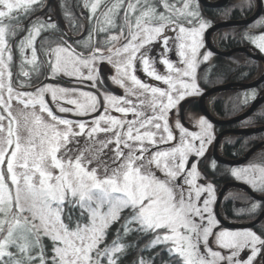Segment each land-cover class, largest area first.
<instances>
[{
  "label": "snow or ice",
  "instance_id": "snow-or-ice-1",
  "mask_svg": "<svg viewBox=\"0 0 264 264\" xmlns=\"http://www.w3.org/2000/svg\"><path fill=\"white\" fill-rule=\"evenodd\" d=\"M44 7L0 0V264H125L133 251L130 264H156L164 252L162 264H264V229L217 218L215 185L200 169L213 124L200 116L189 131L181 119L184 104L206 94L200 69L214 56L200 0H85L92 27L76 28L86 38L38 44L57 28L38 15ZM24 19L31 25L17 44ZM243 38L264 53V31ZM109 80L125 94L106 90ZM257 98L254 89L237 97L241 106ZM81 140L87 147L73 157L68 146ZM230 174L260 193L248 212L264 209V157Z\"/></svg>",
  "mask_w": 264,
  "mask_h": 264
},
{
  "label": "trees",
  "instance_id": "trees-1",
  "mask_svg": "<svg viewBox=\"0 0 264 264\" xmlns=\"http://www.w3.org/2000/svg\"><path fill=\"white\" fill-rule=\"evenodd\" d=\"M251 7L239 8L235 6L230 7V4H226L220 8L201 7L203 16L212 24L228 21V20H242L251 16L254 12L253 0H250ZM243 27L232 26L222 28L215 33V46L219 51H229L237 46H244V32ZM260 66L256 61L251 60L245 54L236 53L229 57L220 55H214L210 63L200 69L201 86L204 90H207L213 86L224 85L228 83H249L259 76ZM264 88V82L254 88L257 94ZM253 89H232L227 91L218 92L208 98L207 108L212 116L226 120L236 115L243 113L249 106H241L239 104L238 96L242 97L244 92H250ZM264 126V103L256 108V110L246 119L239 123H235L229 126L216 127L215 130L220 132L221 129H244L255 128ZM264 140V131L255 135H234L225 137L220 142V154L223 158L228 160H234L243 156L250 148ZM209 152L210 149H209ZM264 157V149L253 154L245 163L239 166L247 165L250 162L258 161ZM211 160L209 162L203 161L201 163L202 171L207 174L208 179L211 180L217 190H220L225 184L228 183H241L236 181L230 174V168L233 166L223 165L217 163V168L213 170L210 167ZM245 185V184H244ZM251 189V186L246 185ZM252 190V189H251ZM253 191V190H252ZM255 194L260 195L259 192L253 191ZM249 197L244 191L240 189L232 188L226 191L223 195L221 203L222 216L228 221H234L238 223L251 222L256 219L259 213L263 209H258L256 214H250L248 212V199ZM264 229V220H262L252 230L259 233ZM115 233V229L112 230ZM112 236L109 237V240ZM151 237L145 236L139 241L143 246L150 242ZM135 240V237L132 238ZM155 251L159 252L157 247ZM152 250L145 251L143 255L145 257L152 256ZM136 257V252L133 251L128 255L125 264H130L133 258ZM162 259L167 260L168 255L166 252L162 253V257L156 260V264H162Z\"/></svg>",
  "mask_w": 264,
  "mask_h": 264
},
{
  "label": "flooded vegetation",
  "instance_id": "flooded-vegetation-1",
  "mask_svg": "<svg viewBox=\"0 0 264 264\" xmlns=\"http://www.w3.org/2000/svg\"><path fill=\"white\" fill-rule=\"evenodd\" d=\"M217 1L218 0H215V1H212V2H217ZM84 2H85V0H44L45 7L43 8L42 11H40L38 13V15L40 17H49L50 16L52 21L56 22L57 28L56 29H50L47 32L43 33L42 37L38 38V44H39V41L41 39H44L45 37H47V39L49 41H51V42L58 41L59 38L62 35H64V33H69L73 37L83 36L84 38H86L87 37V32L83 31L82 29L76 28V25H85V26L88 27V29H91V27H92V22H89L87 20L88 12L83 8ZM226 4H230L231 8H233L235 6H238L239 8H241V6H240L241 0H227ZM226 4H224L223 6H225ZM253 4H254V7H255L253 14L251 16L245 18V19H242V20L249 19L256 13L257 8H258V1L257 0H253ZM223 6H221V7H223ZM201 7H203V6L201 5ZM212 8H220V7H212ZM66 13H67V15H66ZM242 20H228V21H222V22H230V21L231 22H237V21H242ZM222 22H218V23H222ZM22 24H23V28L17 34V38H16V43L17 44L19 43L20 38H22L26 34L28 27H30V25H31V21L24 19V20H22ZM215 24H217V23H215ZM215 24H212L211 27L213 25H215ZM232 26L243 27L242 31L244 33L245 32H249L251 35H257L261 31H264V0H261V13H260V15L258 17H256L255 20H253L252 22H250L247 25H232ZM232 26H226V27H232ZM226 27H222V28H226ZM222 28H220V29H222ZM217 30H219V29H217ZM217 30H215L213 32V34H215ZM115 31L118 32V30H115ZM243 37H244V35H243ZM65 38H67V37H65ZM214 39H215V36L212 39L213 46L212 45L211 46L213 48L217 49L216 46H215ZM69 42H71V41H69ZM236 48H239V49L245 48L252 55L257 54V55H259V56L264 58V53H260L257 49H255L251 45V43L249 41H247L245 39H244V46H237ZM236 48H233V49H236ZM206 49L209 50L207 47H206ZM229 51H231V50H229ZM221 52H223V51H221ZM226 52H228V51H226ZM236 53L245 54L251 60L258 62L259 66H260L261 63L264 65L263 62L253 59L250 55H248L246 52H243V51H238V52L232 53L230 56H232L233 54H236ZM13 54H14V59L16 61V67L14 68V71L15 72H19L20 71L19 62L21 60V53H20L18 48H15ZM28 55L30 56V51L28 52ZM214 55H216V54H214ZM224 57H229V56H224ZM210 60H211V58H210ZM25 70H29V69H25ZM137 74L142 80H146V81L150 80L151 83H158V82H155V81L151 80L150 78H147L142 71H139ZM263 74H264V71L260 70L259 76L256 78V80L260 76H262ZM34 75L35 74H33V76ZM25 79H27V78H25ZM256 80H254V81H256ZM254 81H252V82H254ZM249 83H251V82H249ZM262 83H260L258 86H260ZM257 87H255V88H257ZM105 89L108 90V91H113L114 94H118V95H121V96H123L125 94L123 88H120L119 86H116V85H111L110 80H109V84L105 85ZM249 89H254V88H249ZM83 90H89V89H88L87 86H85ZM260 93L264 94V88L258 93V95ZM128 98L132 99L134 103H137L136 95L134 93L130 94L128 96ZM199 98H200V96L197 99L196 98L195 99L192 98V99L189 100L188 103L184 104L182 113L192 112V113H195L197 117H198V115L203 116L202 113L200 112ZM208 98L209 97H207L206 100H205L206 107H207ZM263 103H264V101L261 104H263ZM143 108L145 110H147V113L150 114V109L145 108V107H143ZM129 118H132V117L130 116ZM181 119H182V123L184 124V126H186V121L184 120V116L183 115H181ZM172 123L175 124V116H173ZM213 128H214L215 135H217L219 133V131L217 132L215 130L216 126H214V125H213ZM228 129H226V130H228ZM221 130H225V129H221ZM177 134H178V131H177ZM262 149H264V148H262ZM208 156H209V159L206 160L207 162H209L211 160V158H212L211 152H208ZM200 169H201V164H200ZM232 188H234V187H229V188L226 189V191H228V190H230ZM235 189H238V188H235ZM216 190H217V188H216ZM217 191H219V190H217ZM224 193H223V195H224ZM222 199H223V196H222ZM221 203H222V200H221ZM221 203H220V211H219L220 212V216L224 220H226L222 216V213H221ZM263 211H264V209L261 212H263ZM262 220H264V217H263ZM226 221H228V220H226ZM229 222L238 223V222H234V221H229ZM246 223H249V222H246ZM259 223H257L255 226H257ZM240 224H245V223H240ZM255 226H253L252 228H249V229H253ZM232 230H235V229H232Z\"/></svg>",
  "mask_w": 264,
  "mask_h": 264
},
{
  "label": "water",
  "instance_id": "water-1",
  "mask_svg": "<svg viewBox=\"0 0 264 264\" xmlns=\"http://www.w3.org/2000/svg\"><path fill=\"white\" fill-rule=\"evenodd\" d=\"M257 1H258L257 11L251 18L246 19V20H242V21H237V22H231L230 21V22L217 23V24L213 25L212 27H210V29L207 30V32L205 33L206 47L209 50L213 51L214 54L220 55V56H230L232 53H235L238 51H243V52H246L248 55H250L253 59L259 60V61L264 63L263 57H261L257 54L252 55L245 48H242V49L236 48V49H233V50L228 51V52H221V51L213 48L210 45V35L215 30L220 29L222 27H226V26H232V25H247L250 22H252L253 20H255L256 17H258L261 13V0H257ZM226 2H227V0H218L217 2H210L208 0H200V4L203 7H210V8L221 7L224 4H226ZM263 81H264V74L262 76H260L256 81L251 82V83H243V84H241V83H228V84H224V85L213 86V87L204 91L206 94H204L202 97L200 96V98H199L200 112L202 113V115L205 118H207L216 127L229 126V125H233L235 123H239V122L243 121L244 119H246L247 117H249L256 110V108L264 101V94L263 93H260L258 95L257 100L252 102L250 104V106L243 113L236 115L234 117H231L229 119H226V120H220V119L212 116L211 113L209 112L208 108L205 105V99L207 97H210L211 95H213L215 93L222 92V91H227V90H232V89L255 88L260 83H262ZM263 131H264V126L255 127V128L223 130L215 136L216 139H215L214 144L212 146L211 156L215 157L217 163H220L223 165H228V166L242 165L253 154H255L256 152H258L259 150H261L263 148L264 141L254 145L240 158H237L234 160H228V159L223 158L220 154V142H221L222 138L225 135H229V134L250 136V135H255V134L263 132ZM229 187H234V188H238V189L245 191L254 200H258L260 198V195L255 194L248 186H246L244 184L236 183V182L225 184L220 189V191L218 193V203L215 206V210L218 213L217 218L221 221V223L224 225V227L229 228V229L252 228L253 226H255L257 223H259L263 219L264 211L261 212L255 220H253L249 223H245V224L229 222V221L224 220L220 216L219 211H220V203L222 200V196H223V193L226 191V189Z\"/></svg>",
  "mask_w": 264,
  "mask_h": 264
},
{
  "label": "rangeland",
  "instance_id": "rangeland-1",
  "mask_svg": "<svg viewBox=\"0 0 264 264\" xmlns=\"http://www.w3.org/2000/svg\"><path fill=\"white\" fill-rule=\"evenodd\" d=\"M208 1H215V0H208ZM214 36H215V34H213L212 33V35L210 36V45H212L213 46V41H212V39L214 38ZM118 46V45H117ZM205 50H207V49H205ZM171 58L175 61V60H177L178 58L175 56V52L173 51V53L171 54ZM105 67H107V68H109L110 69V72H109V74L108 75H114L115 74V72H114V70H112L111 69V66L110 65H105ZM260 70L261 71H264V65L261 63L260 64ZM158 71H160L161 73H163L164 71H165V69H164V66L163 65H159L158 66ZM263 73V72H262ZM261 73V74H262ZM147 82H149V83H151L150 82V80H147ZM131 85L129 84V87H130ZM216 94V93H215ZM212 96V95H211ZM199 96H197V97H195L196 99L198 98ZM194 98V99H195ZM206 100V99H205ZM206 105V104H205ZM145 108H148L147 107V104H145V106H144ZM148 109H150V108H148ZM141 110H143V111H146L147 112V110H145L144 108H142ZM22 111H24V109H23V106L22 105H15V107H14V112L15 113H20V112H22ZM30 111V110H29ZM182 115L184 116V120L186 121V126L185 127H187L188 128V130L189 131H197V130H199L196 126H195V120H198L199 119V117H200V115H198V117L196 116V114L195 113H192V112H185V113H182ZM173 124V123H172ZM174 125V124H173ZM226 130V129H225ZM221 131H223V130H221ZM220 131V132H221ZM258 134V133H257ZM214 136H216L215 135V133H214ZM229 136H234L233 134H229ZM229 136H224L222 139H224L225 137H229ZM260 143V142H259ZM70 149H72V151H71V155L74 157L75 155H77V154H79V151H77L76 149H77V147H79V149H83V148H85V147H87V144L85 143V141L84 140H81L80 141V144H79V146H77L76 144H74V143H72V144H70L69 146H68ZM263 148H264V146H263ZM210 151H212V147L210 148ZM93 166H95V164L93 165ZM220 191V190H219ZM219 191H217L216 190V193H217V196H218V193H219ZM220 213V212H219ZM235 230H237V229H235ZM214 249L216 248V245H215V243L213 242V244L211 245ZM241 255H242V257L243 256H245V253H241Z\"/></svg>",
  "mask_w": 264,
  "mask_h": 264
},
{
  "label": "bare ground",
  "instance_id": "bare-ground-1",
  "mask_svg": "<svg viewBox=\"0 0 264 264\" xmlns=\"http://www.w3.org/2000/svg\"><path fill=\"white\" fill-rule=\"evenodd\" d=\"M211 36V35H210ZM226 136V135H225ZM227 136H229V135H227Z\"/></svg>",
  "mask_w": 264,
  "mask_h": 264
}]
</instances>
